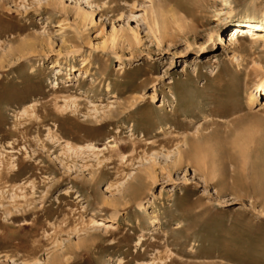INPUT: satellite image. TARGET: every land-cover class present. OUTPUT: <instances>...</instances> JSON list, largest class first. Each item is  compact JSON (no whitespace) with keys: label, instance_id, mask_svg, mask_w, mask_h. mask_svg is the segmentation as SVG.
I'll list each match as a JSON object with an SVG mask.
<instances>
[{"label":"rangeland","instance_id":"rangeland-1","mask_svg":"<svg viewBox=\"0 0 264 264\" xmlns=\"http://www.w3.org/2000/svg\"><path fill=\"white\" fill-rule=\"evenodd\" d=\"M261 20L264 0H0V264H264V31L222 42Z\"/></svg>","mask_w":264,"mask_h":264},{"label":"bare ground","instance_id":"bare-ground-1","mask_svg":"<svg viewBox=\"0 0 264 264\" xmlns=\"http://www.w3.org/2000/svg\"><path fill=\"white\" fill-rule=\"evenodd\" d=\"M250 26H253V28L252 27H250ZM256 27V28H255ZM251 29H254V30H259V29H261V30H263L264 31V20H261V21H259V23L257 22V23H254V22H241V23H239V26H237V27H233V28H231L230 29V31L227 33V35L226 36H224L223 37V39H222V42H223V45H225V46H231V45H233L235 42H236V40L238 39V38H242V37H245V36H248V35H250V34H254V33H251L250 31H252ZM167 30V29H166ZM257 34V33H256ZM256 93H261V96L263 97V99H264V80H262V81H260L259 83H258V85H257V87H256ZM252 96H249L248 97V100L249 101H251V102H253L252 101ZM245 120V119H244ZM236 123L237 122H233L232 123V127H234L235 125H236ZM260 123H262V124H264V122L263 121H260ZM256 132V131H255ZM254 135V134H253ZM227 136V135H226ZM247 136V135H246ZM240 139V138H239ZM203 148V147H202ZM205 149V148H204ZM197 150V149H196ZM195 151V150H194ZM200 152V151H199ZM201 153V152H200ZM184 154V153H183ZM183 154H181V152L180 151H178L177 152V157H178V161L179 162H181L180 160L182 159L183 160V158H182V155ZM206 151L205 152H203L202 153V156H201V154H200V156L201 157H203L202 159L203 160H205V157H206ZM195 158H196V154H195ZM194 158V159H195ZM201 160V159H200ZM193 162H195V161H193ZM198 162V161H197ZM195 164H196V162H195ZM197 165V164H196ZM203 166H205V165H203ZM145 173V175L147 176V177H149V175H150V172L148 171V170H146V172H144ZM165 245V244H164ZM163 248V247H162ZM161 248V249H162ZM167 248V247H166ZM163 252V251H162ZM162 252H156V256L154 255V257L152 258V260H151V262L149 263V264H180V263H178L175 259H170L168 256L167 257H165V253H167L166 252V249H165V252L164 253H162ZM52 259V258H51ZM57 261V260H56ZM150 261V260H149ZM53 263V262H52ZM52 263H50V264H52ZM145 264H147V263H145ZM183 264V263H182Z\"/></svg>","mask_w":264,"mask_h":264}]
</instances>
